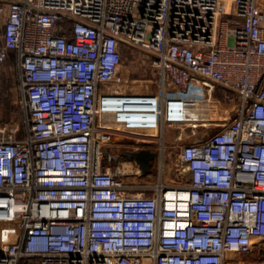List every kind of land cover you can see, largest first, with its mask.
I'll return each mask as SVG.
<instances>
[{"label": "built area", "instance_id": "2783aa9c", "mask_svg": "<svg viewBox=\"0 0 264 264\" xmlns=\"http://www.w3.org/2000/svg\"><path fill=\"white\" fill-rule=\"evenodd\" d=\"M2 12L0 75L13 53L24 131L0 126V264H257L264 0H0ZM125 46L150 55L153 90L118 85ZM168 140L181 183L136 185L103 162L104 146L110 160L157 159Z\"/></svg>", "mask_w": 264, "mask_h": 264}, {"label": "rangeland", "instance_id": "374dc122", "mask_svg": "<svg viewBox=\"0 0 264 264\" xmlns=\"http://www.w3.org/2000/svg\"><path fill=\"white\" fill-rule=\"evenodd\" d=\"M150 55L137 46L122 47V60L120 70L123 74L122 81L118 84L130 89H151L156 86V71L149 65ZM213 93L219 94V89L214 86ZM21 93L18 86V71L7 61L0 75V126L3 124H18V136L23 135L24 131V114L23 107L19 103ZM186 121H193L192 118ZM191 124V123H190ZM117 138V137H116ZM120 138V137H118ZM180 143H163L161 157H154L152 164L146 171L136 168V163L126 158L120 159L115 164L122 168L124 164H129L130 170L123 174L126 180L133 181L136 185H155L162 182L167 185H174L183 182L186 179V172L183 164L177 157V150ZM104 160L106 164L110 162V149L104 146ZM157 150V147H152ZM114 151H118L115 149ZM123 169V168H122ZM124 170V169H123ZM136 191L139 190L137 187ZM147 189L145 192H149ZM1 224V223H0ZM250 254L241 255L243 257ZM36 257L21 258L19 264H37Z\"/></svg>", "mask_w": 264, "mask_h": 264}, {"label": "water", "instance_id": "95a60500", "mask_svg": "<svg viewBox=\"0 0 264 264\" xmlns=\"http://www.w3.org/2000/svg\"><path fill=\"white\" fill-rule=\"evenodd\" d=\"M124 155L134 158L138 163L142 171H146L150 166V159L154 156V153L147 149H140L139 151H123Z\"/></svg>", "mask_w": 264, "mask_h": 264}, {"label": "flooded vegetation", "instance_id": "af4514ba", "mask_svg": "<svg viewBox=\"0 0 264 264\" xmlns=\"http://www.w3.org/2000/svg\"><path fill=\"white\" fill-rule=\"evenodd\" d=\"M123 151H134V150H129V149H122V150H120L119 151V153L114 157V158H112L111 160H110V164L113 166V165H115V163L116 162H118L120 159H122V158H126V159H128V160H135L134 158H132V157H129V156H127V155H124L122 152ZM136 152V151H135ZM151 152H153V151H151ZM154 157H155V154H154V156L150 159V165L152 164V162H153V159H154Z\"/></svg>", "mask_w": 264, "mask_h": 264}, {"label": "crops", "instance_id": "0c3cea01", "mask_svg": "<svg viewBox=\"0 0 264 264\" xmlns=\"http://www.w3.org/2000/svg\"><path fill=\"white\" fill-rule=\"evenodd\" d=\"M5 12L0 13V28L2 26V22L4 19ZM264 22V21H263ZM190 118H184V120H188ZM257 264H264V251L260 252L259 254L257 253Z\"/></svg>", "mask_w": 264, "mask_h": 264}, {"label": "trees", "instance_id": "16d2710c", "mask_svg": "<svg viewBox=\"0 0 264 264\" xmlns=\"http://www.w3.org/2000/svg\"><path fill=\"white\" fill-rule=\"evenodd\" d=\"M7 61H9V63H11L13 66H15L14 65V54L13 53H10Z\"/></svg>", "mask_w": 264, "mask_h": 264}, {"label": "bare ground", "instance_id": "6f19581e", "mask_svg": "<svg viewBox=\"0 0 264 264\" xmlns=\"http://www.w3.org/2000/svg\"><path fill=\"white\" fill-rule=\"evenodd\" d=\"M122 166H123L124 169H130V166H131V165H129V164H124V165H122Z\"/></svg>", "mask_w": 264, "mask_h": 264}]
</instances>
